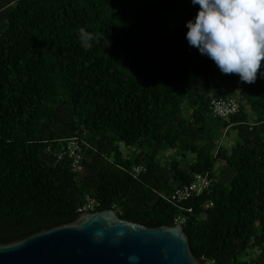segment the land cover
<instances>
[{
  "label": "trees",
  "instance_id": "1",
  "mask_svg": "<svg viewBox=\"0 0 264 264\" xmlns=\"http://www.w3.org/2000/svg\"><path fill=\"white\" fill-rule=\"evenodd\" d=\"M198 11L191 0H0V242L114 209L151 228L184 217L196 258L264 264V76L242 84L190 47ZM81 27L98 37L91 49ZM228 96L239 111L215 116L212 101ZM74 137L78 169L48 151ZM199 173L215 179L209 190L168 199Z\"/></svg>",
  "mask_w": 264,
  "mask_h": 264
},
{
  "label": "water",
  "instance_id": "2",
  "mask_svg": "<svg viewBox=\"0 0 264 264\" xmlns=\"http://www.w3.org/2000/svg\"><path fill=\"white\" fill-rule=\"evenodd\" d=\"M0 264H203V258L194 256L182 223L151 228L105 209L0 242Z\"/></svg>",
  "mask_w": 264,
  "mask_h": 264
},
{
  "label": "clouds",
  "instance_id": "3",
  "mask_svg": "<svg viewBox=\"0 0 264 264\" xmlns=\"http://www.w3.org/2000/svg\"><path fill=\"white\" fill-rule=\"evenodd\" d=\"M199 11L186 23L190 47L207 56L225 75L235 74L242 84H253L264 62V0H191ZM81 46L91 49L98 37L81 27ZM137 261L136 256L128 257Z\"/></svg>",
  "mask_w": 264,
  "mask_h": 264
},
{
  "label": "built area",
  "instance_id": "4",
  "mask_svg": "<svg viewBox=\"0 0 264 264\" xmlns=\"http://www.w3.org/2000/svg\"><path fill=\"white\" fill-rule=\"evenodd\" d=\"M212 111L215 116L220 118H229L230 116L236 114L240 109L239 101L232 96L221 97L214 99L211 104ZM48 151L57 160L61 161L63 159H68L75 169H78L83 160V147L81 140L78 137L67 139L61 142V145L48 146ZM134 172L136 174L145 170L143 166H135ZM215 179L209 173H199L196 174L194 180L190 183L177 186L173 193L168 197V199L177 206H181L184 202L188 201L193 197L200 196L205 191L209 190ZM213 203H207L206 207L209 208ZM191 211V209H189ZM185 218L180 216L177 218V223H184ZM205 264H217L215 259L203 260Z\"/></svg>",
  "mask_w": 264,
  "mask_h": 264
},
{
  "label": "rangeland",
  "instance_id": "5",
  "mask_svg": "<svg viewBox=\"0 0 264 264\" xmlns=\"http://www.w3.org/2000/svg\"><path fill=\"white\" fill-rule=\"evenodd\" d=\"M235 97V96H234ZM236 98L238 99V96H236ZM121 148H123V149H125V151L127 152V151H132V149L131 148H126V145H124V144H121ZM169 153H171V152H169ZM219 164H221V163H219Z\"/></svg>",
  "mask_w": 264,
  "mask_h": 264
}]
</instances>
